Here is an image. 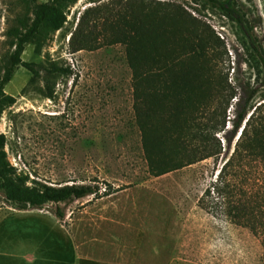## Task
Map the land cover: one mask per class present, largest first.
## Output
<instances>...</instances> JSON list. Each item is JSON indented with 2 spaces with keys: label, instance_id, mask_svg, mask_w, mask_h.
Returning a JSON list of instances; mask_svg holds the SVG:
<instances>
[{
  "label": "rangeland",
  "instance_id": "rangeland-1",
  "mask_svg": "<svg viewBox=\"0 0 264 264\" xmlns=\"http://www.w3.org/2000/svg\"><path fill=\"white\" fill-rule=\"evenodd\" d=\"M126 1H70L58 21L47 24L26 45L22 58L34 63L42 77L20 65L5 85L1 169L22 186L40 181L111 189L98 198L89 195L67 204L26 208L56 216L60 206L65 217L59 219L67 227L80 218L81 239L91 237L86 240L94 253L90 264H264L258 237L197 204L214 167L226 158V135L233 128L235 110L264 102V67L250 47L254 41L264 53V0H233L242 24L206 0H155L196 18L209 39L203 70L214 87L200 121L223 145L219 158L161 176L149 172L144 157L125 45L113 41L102 26ZM27 15L22 0H0V63L14 49L15 32ZM83 15L98 19L99 40L76 51L71 38ZM54 66L61 70L48 73ZM11 192L16 194L0 176V233L5 224L22 227L28 222L29 230H14L12 238L28 241L39 254L35 264H44L53 257L48 251L59 229L37 214H14L26 209L18 208Z\"/></svg>",
  "mask_w": 264,
  "mask_h": 264
},
{
  "label": "trees",
  "instance_id": "trees-1",
  "mask_svg": "<svg viewBox=\"0 0 264 264\" xmlns=\"http://www.w3.org/2000/svg\"><path fill=\"white\" fill-rule=\"evenodd\" d=\"M70 1L74 0H22L28 15L15 32L14 49L0 63V103L6 96L5 85L18 66L24 65L35 77H42L40 69L24 61L22 54L47 24L58 21L62 8ZM206 1L243 23L233 0ZM185 12L160 1L127 0L116 17L102 23L104 32L110 31L113 41L125 45L127 62L133 72L134 109L141 129L144 157L154 176L204 159L219 158L223 153L221 141L200 121L214 87L203 70L209 39L200 30L196 18ZM97 21L82 16L71 38L76 51L97 43L100 34ZM250 47L264 67V53L254 41H250ZM60 70L54 66L48 73ZM63 71L72 73L69 68ZM231 121L233 128L230 135H226V158L214 167L197 204L258 237L263 245L264 260V102L236 109ZM222 124L225 125V113ZM0 176L16 192H11L10 197L16 200L19 209L40 208L46 202L67 204L89 195L98 198L112 192L111 189L102 192L99 186L90 183L36 181L30 187L22 186L1 167ZM55 215L63 219L65 210L58 206Z\"/></svg>",
  "mask_w": 264,
  "mask_h": 264
},
{
  "label": "crops",
  "instance_id": "crops-1",
  "mask_svg": "<svg viewBox=\"0 0 264 264\" xmlns=\"http://www.w3.org/2000/svg\"><path fill=\"white\" fill-rule=\"evenodd\" d=\"M25 213L37 214L41 218L51 221L53 225L59 229V232L52 238V249L48 251L49 255L53 257L48 258L44 264H85L94 261L93 248L88 244L91 237L88 236L84 241L81 239L80 218L77 217L72 220L70 227H67L66 224L62 223L60 219L53 214L39 213L30 209L19 210L14 214ZM8 217L9 216H7V218ZM27 226L29 227L28 222L23 223L22 227H17L13 224H5V227L0 233V264L36 263L35 260L39 257V254L35 253V249L32 248V245H29L28 241L24 239L13 240L12 237H14L13 235L15 234H11L14 230L25 231L28 228ZM26 232L24 236L28 237ZM7 234H10L9 238Z\"/></svg>",
  "mask_w": 264,
  "mask_h": 264
}]
</instances>
